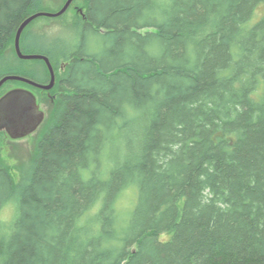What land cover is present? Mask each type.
Segmentation results:
<instances>
[{
    "label": "trees",
    "instance_id": "1",
    "mask_svg": "<svg viewBox=\"0 0 264 264\" xmlns=\"http://www.w3.org/2000/svg\"><path fill=\"white\" fill-rule=\"evenodd\" d=\"M43 1L0 0V57ZM260 4L84 0L30 164L0 161V264H264Z\"/></svg>",
    "mask_w": 264,
    "mask_h": 264
},
{
    "label": "rangeland",
    "instance_id": "2",
    "mask_svg": "<svg viewBox=\"0 0 264 264\" xmlns=\"http://www.w3.org/2000/svg\"><path fill=\"white\" fill-rule=\"evenodd\" d=\"M64 1L65 0H44L41 9L44 12H55L63 5ZM83 6L84 0H74L62 16L57 18L39 17L31 22V24L26 27L27 29L24 32V46L27 48L24 51L27 54L36 53L32 51H39L41 49L47 50L46 48H50L48 51H51L54 55L52 62L57 70L55 73V75H57L56 79L58 75L61 74V66L63 67L65 64L60 55L62 50L58 46V44H60L59 40L66 39L68 41V45L76 43L72 33H66V31L68 30V27L74 23L77 13H79ZM263 12L264 5H258L255 9L254 17L251 22L258 19ZM13 47L14 42L6 47L4 53L0 57V62L3 61L5 64H16L13 69L16 68L18 72L36 75L39 79L45 78L46 70L40 62L31 60L19 63L14 57ZM1 66L4 67L2 64ZM18 90L27 91L32 97H34L38 108L33 111L35 114L39 113V117L42 116V122L36 125L32 131H28L20 137H13L11 136L13 133L9 134L4 128H0V161L16 178L19 177L21 169L30 164L31 157L35 149L36 139L45 124V120L51 107L50 104H52L53 101L52 97L54 95V90L39 92L38 89L26 86L20 82L8 81L0 88V98L11 91ZM14 102L22 106L23 102L27 103V100L23 98V100ZM39 127L41 128L37 131V128ZM134 199V191H129V193H127L122 199V202L124 201V204L126 202L132 203L134 202ZM18 214L19 212L13 203L6 205L0 212V219L2 218L1 220H3L1 223H4L6 226V229H4V237L6 240L11 237L12 234V226H10L9 223L16 219Z\"/></svg>",
    "mask_w": 264,
    "mask_h": 264
},
{
    "label": "water",
    "instance_id": "3",
    "mask_svg": "<svg viewBox=\"0 0 264 264\" xmlns=\"http://www.w3.org/2000/svg\"><path fill=\"white\" fill-rule=\"evenodd\" d=\"M73 1L74 0H66L60 7V9L56 10L55 12L37 11L35 13H32L23 21H21L15 32L14 51L17 58L26 61H43L49 72V82L47 84H41L22 75L9 74L3 76L0 79V88L8 81H16L45 91H50L53 89L56 82V75L49 58L43 54L23 53L20 48V37L23 30L35 19L39 17H60L67 11ZM79 12L81 13V10ZM23 98L27 100V103L23 102L22 106L14 102L23 100ZM36 108H38L36 100L30 95L29 92L24 90L11 91L10 93L0 98V128H4L5 131L9 134L13 133V135L11 134V136L13 137H20L26 132L32 131L33 128L36 127V125L42 122V116L39 117V113H34Z\"/></svg>",
    "mask_w": 264,
    "mask_h": 264
},
{
    "label": "flooded vegetation",
    "instance_id": "4",
    "mask_svg": "<svg viewBox=\"0 0 264 264\" xmlns=\"http://www.w3.org/2000/svg\"><path fill=\"white\" fill-rule=\"evenodd\" d=\"M49 81V80H48ZM48 81H46L45 83H43V84H47L48 83ZM39 90V92H44L45 90H41V89H38ZM53 98V97H52ZM51 98V99H52ZM41 127H39V128H37V131L40 129ZM25 132V131H24Z\"/></svg>",
    "mask_w": 264,
    "mask_h": 264
},
{
    "label": "bare ground",
    "instance_id": "5",
    "mask_svg": "<svg viewBox=\"0 0 264 264\" xmlns=\"http://www.w3.org/2000/svg\"><path fill=\"white\" fill-rule=\"evenodd\" d=\"M49 82V81H48Z\"/></svg>",
    "mask_w": 264,
    "mask_h": 264
}]
</instances>
